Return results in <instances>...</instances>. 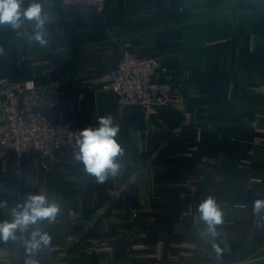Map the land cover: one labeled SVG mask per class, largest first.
Returning a JSON list of instances; mask_svg holds the SVG:
<instances>
[{
	"label": "crops",
	"instance_id": "crops-1",
	"mask_svg": "<svg viewBox=\"0 0 264 264\" xmlns=\"http://www.w3.org/2000/svg\"><path fill=\"white\" fill-rule=\"evenodd\" d=\"M50 10L55 19L45 25L44 47L28 39L30 23L0 27V79L26 80L52 56L55 69L69 73L64 92L75 106L71 113L59 108L57 118L85 128L111 114L124 155L120 174L102 185L75 159L79 150L58 152L49 172L36 154L19 165L8 157L0 199L11 207L39 192L61 205L54 223L38 225L52 244L33 258L264 264V212H253L254 201L264 199V0H109L101 15L51 0ZM124 47L177 68L174 83L184 98L171 109L119 108L103 88ZM245 158L251 170L237 165ZM209 196L223 217L215 238L198 212ZM185 201L194 205L190 218L182 217ZM8 218L0 210V220ZM27 255L22 240L0 242V264H24Z\"/></svg>",
	"mask_w": 264,
	"mask_h": 264
},
{
	"label": "built area",
	"instance_id": "built-area-1",
	"mask_svg": "<svg viewBox=\"0 0 264 264\" xmlns=\"http://www.w3.org/2000/svg\"><path fill=\"white\" fill-rule=\"evenodd\" d=\"M65 7L103 14L109 0H60ZM47 68L26 80L0 79V175L7 169V159L16 164L36 154L40 168L49 172L60 151H78L76 144L83 128L57 118L59 108L74 112L71 99L65 98V73L54 68V58L46 59ZM177 68L159 56L144 55L129 47L121 49L119 62L110 69V81L103 88L114 94L119 108L141 110L171 109L185 96V89L174 83ZM197 138L201 139V132ZM253 161L241 159L239 168L251 170ZM182 217L190 218L191 203L183 204Z\"/></svg>",
	"mask_w": 264,
	"mask_h": 264
},
{
	"label": "clouds",
	"instance_id": "clouds-1",
	"mask_svg": "<svg viewBox=\"0 0 264 264\" xmlns=\"http://www.w3.org/2000/svg\"><path fill=\"white\" fill-rule=\"evenodd\" d=\"M51 0H31L24 7V0H0V27L8 26L13 31L20 30L25 23H30L33 29L28 36L31 42L46 46L45 25L54 22L50 10ZM19 34V32H18ZM5 54L0 47V56ZM96 127L88 126L79 131L76 144L79 149L75 159L82 162L84 171L95 178L97 184H105L110 178L120 174L121 164L118 157H123L124 148L117 140L120 126L114 122L111 114L97 116ZM0 210H7L8 219L0 220V242L22 240L26 253L24 264H40L34 255L42 248H49L52 237L38 225L42 221L54 223L61 213V205L50 201L43 193H28L23 202L9 207L6 199H0ZM201 220L206 225V235L215 238L218 233L216 226L223 223L222 212L211 196L198 205ZM253 212L260 216L264 212V199L253 203ZM213 248L219 256L221 249Z\"/></svg>",
	"mask_w": 264,
	"mask_h": 264
},
{
	"label": "rangeland",
	"instance_id": "rangeland-1",
	"mask_svg": "<svg viewBox=\"0 0 264 264\" xmlns=\"http://www.w3.org/2000/svg\"><path fill=\"white\" fill-rule=\"evenodd\" d=\"M54 68H55V67H54ZM55 70H56V69H55ZM56 71H58V70H56ZM61 72H64L65 74H66V73L69 74L68 72H65V71H61ZM67 74H66V75H67ZM68 79H69V78H68ZM69 113H71V112H69ZM53 161H54V160H53ZM53 161H52V164H53ZM237 162H238V161H237ZM52 164H51V166H52ZM236 164H237V163H236ZM17 165H19V164H17ZM237 165H238V164H237ZM44 172H45V171H44ZM6 173H7V169H6V172H5L4 174L0 175V177L3 176V175H5ZM251 180L254 181V182H260V179H258V178H251ZM186 202L190 203L189 201H185V202H183V204L186 203ZM191 205H192V208H194V207H193V206H194L193 203H191ZM183 210H184V209H183ZM183 210H182V211H183ZM192 215H193V212H192ZM183 218H184V217H183ZM257 253H258V252H257ZM257 253H256V254H257ZM256 254L251 255L250 258H248V259H246V260L251 259V262H252V260H253V258L255 257ZM254 261H255V260H254ZM243 262H245V261H243ZM246 262H247V261H246Z\"/></svg>",
	"mask_w": 264,
	"mask_h": 264
},
{
	"label": "trees",
	"instance_id": "trees-1",
	"mask_svg": "<svg viewBox=\"0 0 264 264\" xmlns=\"http://www.w3.org/2000/svg\"><path fill=\"white\" fill-rule=\"evenodd\" d=\"M104 13H105V12H104ZM104 13H103V14H104ZM98 15H99V14H98ZM100 15H101V14H100ZM58 72H61V71H58ZM62 73H64V72H62ZM65 98H66V95H65Z\"/></svg>",
	"mask_w": 264,
	"mask_h": 264
}]
</instances>
